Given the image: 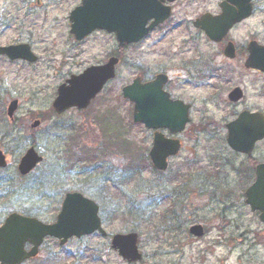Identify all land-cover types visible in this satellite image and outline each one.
I'll list each match as a JSON object with an SVG mask.
<instances>
[{
  "label": "rangeland",
  "instance_id": "374dc122",
  "mask_svg": "<svg viewBox=\"0 0 264 264\" xmlns=\"http://www.w3.org/2000/svg\"><path fill=\"white\" fill-rule=\"evenodd\" d=\"M17 22L14 14L6 19L0 16L1 44L22 39ZM249 32L264 35V12L257 13L234 36L239 40ZM62 47L59 42L53 53ZM203 49L208 50L200 46ZM204 55L199 58L198 85L182 93L193 102L188 127L195 126L197 132L178 135L183 147L169 159L162 174L148 166L139 168L138 153L147 154L151 133L131 124L130 105L120 95L127 73L117 81V100L102 93L86 112L73 108L57 115L51 109L55 89L62 81L52 74L56 63L28 65L0 57V150L8 163L0 169V222L13 210L46 223L53 221L64 194L78 190L98 203L108 236L138 232L143 258L132 264H264V226L249 213L241 197L232 203L235 208L225 209L226 180L234 182L252 159L232 153L226 146L225 124L239 108L225 102L226 93L215 94L211 88L217 80L209 77L212 64ZM259 81L246 76L244 86L251 92L264 86V79ZM218 82L228 89L237 80ZM104 98L108 101L102 104ZM12 99L19 104L14 118L9 119L5 110ZM111 99L117 101V121L108 118L115 102ZM35 119L41 124L32 129L30 123ZM31 145L44 160L29 175L19 177L18 160ZM261 160L264 142L253 155L254 162ZM172 203L183 222V232L175 239L162 233L157 223L161 211ZM193 223L206 228L204 236L188 233ZM241 227L263 228L262 237L242 236ZM108 236L94 233L72 238L64 246L46 238L38 256L22 264H130L113 250Z\"/></svg>",
  "mask_w": 264,
  "mask_h": 264
},
{
  "label": "flooded vegetation",
  "instance_id": "af4514ba",
  "mask_svg": "<svg viewBox=\"0 0 264 264\" xmlns=\"http://www.w3.org/2000/svg\"><path fill=\"white\" fill-rule=\"evenodd\" d=\"M240 6L245 11L249 10V15L233 22L219 40H211L204 28L219 29V21L226 18L224 9L239 11ZM263 12L264 0H0V16L6 19L9 14H14L22 37L6 44H28L36 55L35 63H56L52 74L61 78L59 84L72 75L85 74L95 66H102L109 60L112 62L114 75L105 81L101 91L83 112L90 109L102 93L111 94L117 100V81L124 73L129 77L120 90L134 79L146 83L163 74L165 81L161 90L168 94L170 100H180L189 105L190 110L193 102L182 93L198 85L199 58L205 54L212 64L209 77L217 80L211 87L215 94L226 93L225 102L238 107L239 111L244 109L264 113V86L261 84L251 92L244 86L246 76L254 78L256 83L264 79V71L248 62L251 52L258 51V45H264V35L262 38L249 32L239 40L234 36L241 26ZM203 25L205 27H201ZM74 26L79 29L77 36L70 31ZM89 28L92 29L87 32ZM59 42L63 47L54 54ZM228 44L232 48L226 53ZM200 46H206L208 50H200ZM0 57L12 63L29 65L25 60H9L4 55ZM221 79H234L237 82L227 89L218 85ZM237 87L241 97L230 100V92ZM107 101L104 98L102 104ZM125 101L130 105L131 118L134 103ZM116 102L112 103L110 109L108 118L111 121H117ZM189 127L192 130L185 131L193 134L196 127ZM161 131L166 136L172 135L166 128ZM227 139L226 130L224 140L229 151L252 160L249 161L250 166L237 173L234 182L226 180L228 194L225 209L235 208L236 205L232 203H237L240 197L245 202V191L256 179L255 165L264 162L253 161L256 148L264 142V137L254 143L249 154L232 149ZM249 211L253 217H258V211ZM259 224L264 226L261 222ZM263 228L253 230L251 227H241V235L262 237Z\"/></svg>",
  "mask_w": 264,
  "mask_h": 264
},
{
  "label": "water",
  "instance_id": "95a60500",
  "mask_svg": "<svg viewBox=\"0 0 264 264\" xmlns=\"http://www.w3.org/2000/svg\"><path fill=\"white\" fill-rule=\"evenodd\" d=\"M234 1V0H230ZM249 1V0H246ZM226 18L219 21V29H205L206 34L213 40H219L224 36L233 22L241 20L249 14L240 6L239 11L224 9ZM205 27V25L201 26ZM232 45L225 48L226 53L231 51ZM0 53H5L10 58H27L31 61L34 57L28 54V50L18 46L0 47ZM248 62L254 67L264 71V46H259L258 51L251 52ZM113 75V65L93 67L85 74L72 76L61 83L57 95L52 102V107L58 113L70 107L85 108L90 100L100 91L103 84ZM165 81L164 75L159 74L155 79L145 84L134 81L122 88V95L134 102L132 119L134 123H143L146 128L158 129L168 127L170 132L180 131L184 128L188 117V105L180 100H169L168 94L162 89ZM241 96L238 88L229 94L231 100H237ZM17 107V100H12L7 107V114L12 117ZM40 121L34 120L31 128L37 127ZM229 134L228 142L234 150L250 152L253 143L264 135V119L260 113L241 112L238 117L227 124ZM153 143L149 150V158L153 167L165 170L167 157L177 153L180 143L177 139L166 138L159 133L153 132ZM18 172L25 175L42 161L34 147L30 146L18 160ZM6 165L5 156L0 151V167ZM256 181L246 191V202L253 210H260L259 218L264 221V163L256 166ZM98 206L81 193H67L63 199L61 210L56 221L45 224L33 216H26L17 212L7 214L4 222L0 225V264H20L27 258L34 257L38 253L39 244L45 236H53L64 243L69 237L89 234L98 230L102 235L105 231L101 227L100 218L97 215ZM189 232L200 236L203 233L200 225H192ZM29 242L31 248L25 249ZM112 247L126 262H135L141 259L138 251V236L135 232L118 233L110 241Z\"/></svg>",
  "mask_w": 264,
  "mask_h": 264
},
{
  "label": "trees",
  "instance_id": "16d2710c",
  "mask_svg": "<svg viewBox=\"0 0 264 264\" xmlns=\"http://www.w3.org/2000/svg\"><path fill=\"white\" fill-rule=\"evenodd\" d=\"M138 160L140 161V167L139 168H141V169H143L144 168V166H148V161H147V158L145 157V156H143V155H141V154H139V156H138ZM10 187V186H9ZM168 213V211H163V212H161V216H163L164 217V215H165V213ZM170 212H173L172 210H170ZM170 222H172L174 225L175 224H177V222L176 221H170ZM157 223H160V222H157ZM157 223H155V224H157ZM161 223H162V220H161ZM178 226H175V227H167V229L166 230H169L170 232L171 231H177V230H180V228H177Z\"/></svg>",
  "mask_w": 264,
  "mask_h": 264
}]
</instances>
